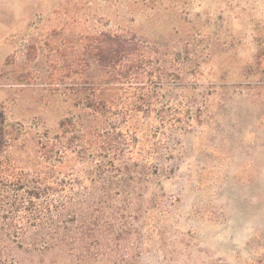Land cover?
Here are the masks:
<instances>
[{"label":"rangeland","instance_id":"obj_1","mask_svg":"<svg viewBox=\"0 0 264 264\" xmlns=\"http://www.w3.org/2000/svg\"><path fill=\"white\" fill-rule=\"evenodd\" d=\"M100 33L137 44L108 127L141 160L138 264H264V0H0V153L92 120Z\"/></svg>","mask_w":264,"mask_h":264},{"label":"trees","instance_id":"obj_2","mask_svg":"<svg viewBox=\"0 0 264 264\" xmlns=\"http://www.w3.org/2000/svg\"><path fill=\"white\" fill-rule=\"evenodd\" d=\"M96 40L101 70L85 112L92 120L29 129L0 153V264H138L126 182L139 178L141 160L130 155L133 136L108 127L127 117L111 111L119 104L110 92L137 79V44L117 33ZM18 143L31 149L23 160L8 151Z\"/></svg>","mask_w":264,"mask_h":264}]
</instances>
